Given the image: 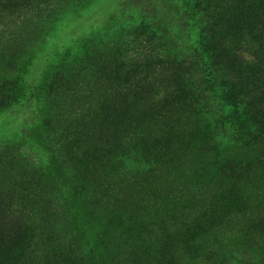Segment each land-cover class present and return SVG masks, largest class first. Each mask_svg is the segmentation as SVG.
Listing matches in <instances>:
<instances>
[{
	"label": "rangeland",
	"instance_id": "1",
	"mask_svg": "<svg viewBox=\"0 0 264 264\" xmlns=\"http://www.w3.org/2000/svg\"><path fill=\"white\" fill-rule=\"evenodd\" d=\"M17 1L0 9V219L23 227L13 264H170L191 231L189 251L263 257L264 221L243 231L264 203V160L244 151L264 145V43L242 30L261 0H48L24 18ZM245 65L260 78L252 97ZM112 92L154 101L79 112ZM82 156L111 164L100 187Z\"/></svg>",
	"mask_w": 264,
	"mask_h": 264
},
{
	"label": "trees",
	"instance_id": "2",
	"mask_svg": "<svg viewBox=\"0 0 264 264\" xmlns=\"http://www.w3.org/2000/svg\"><path fill=\"white\" fill-rule=\"evenodd\" d=\"M6 1L7 0H0V9H2L1 7L4 6V4H6ZM17 2H19V4L17 5V15L22 18L27 16L28 13L35 7L40 8L39 10H43V13L45 10L49 9L48 0H18ZM242 30L245 39L250 44L255 45L264 43V0H261L258 6L254 10H252L251 13L248 14L243 20ZM247 65H245V68L249 77L246 76V79L244 81L240 80V92L242 91L243 96L247 95V97H252L254 89L250 88L249 84L254 85L255 83L256 85V82H259L260 78L257 72L255 74L252 72V75L250 73V70H252V68ZM137 100L139 101L137 105L142 106H148L152 101H154V99L150 98L143 99L142 96L131 97L123 93L117 94L116 92H112L110 94H106L105 97L97 96L94 102L83 104L81 108H79V112L82 114L86 111L97 112L104 110L109 111L117 108L124 109ZM244 151L246 155L255 156L259 158V160H264V145L252 146ZM81 158V161L84 160L86 163L84 165V168L88 167L85 171L91 181L92 186L95 188L100 187V180L102 183V178L106 176V174L112 167L111 164L105 163L102 160L92 157L82 156ZM229 171L231 176L236 178L237 181H240L241 183H244V181L246 182L249 171L240 169L238 170V172L234 171V169H231ZM160 175V169L145 170L142 168H137V172H135L134 174L135 177H140L143 179L160 177ZM241 202L246 204L244 201ZM262 204L263 206L258 211H255L256 214L253 216L252 221L250 223L247 222L244 225L243 231L245 234L256 233L255 231L257 229L254 228V225H256L257 222L262 223L264 221V203ZM21 225L22 223L18 220L5 221L0 219V264H2L3 262H12L13 264L15 259L14 256H16L15 248L19 241L18 234H20L23 230V227ZM8 233H17V236L9 237L6 239L5 235H7ZM196 236L197 235H195L192 231L185 233L181 245L174 251V256H172V262L170 264H231L223 256L219 254H213L212 250L207 247L197 250L196 252L189 251V243L193 241V239L195 241L197 239ZM11 239H13V241H8ZM3 242L5 243L3 245L4 248H2ZM256 243L257 242H255V245ZM257 247L260 249V246ZM10 258H12L13 260ZM263 258L264 256H261V258L260 256H254L253 259L252 257H250V259L245 264H262L264 261H262ZM19 264H33V262L28 260H25L23 262V259H21V262L19 261Z\"/></svg>",
	"mask_w": 264,
	"mask_h": 264
}]
</instances>
